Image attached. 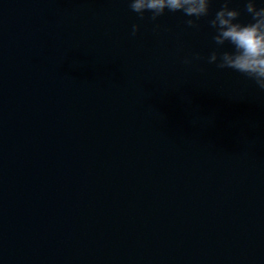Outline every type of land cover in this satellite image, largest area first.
<instances>
[{
    "label": "water",
    "instance_id": "obj_1",
    "mask_svg": "<svg viewBox=\"0 0 264 264\" xmlns=\"http://www.w3.org/2000/svg\"><path fill=\"white\" fill-rule=\"evenodd\" d=\"M222 2L194 29L0 0V264H264V93L206 60Z\"/></svg>",
    "mask_w": 264,
    "mask_h": 264
},
{
    "label": "clouds",
    "instance_id": "obj_2",
    "mask_svg": "<svg viewBox=\"0 0 264 264\" xmlns=\"http://www.w3.org/2000/svg\"><path fill=\"white\" fill-rule=\"evenodd\" d=\"M231 0H223L221 7L208 21L214 34L212 39L217 46L206 57L209 64H215L218 69H232L248 79L264 93V3L258 0H244V12L250 16L248 23H241V11L229 7ZM212 0H129L130 9L139 14L141 20L144 14L151 13L150 19L156 21L169 12H183L189 28L198 29L197 21L208 17ZM139 24L132 26L133 36L139 31ZM230 45V50H225ZM196 59H205L196 54ZM186 63L190 62L188 60Z\"/></svg>",
    "mask_w": 264,
    "mask_h": 264
}]
</instances>
